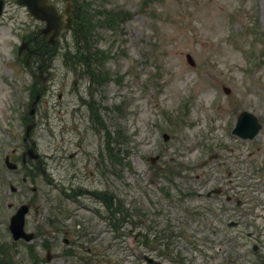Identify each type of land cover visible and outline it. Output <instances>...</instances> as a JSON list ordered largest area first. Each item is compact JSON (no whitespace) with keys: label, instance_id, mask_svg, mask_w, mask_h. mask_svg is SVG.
I'll return each mask as SVG.
<instances>
[{"label":"rangeland","instance_id":"1","mask_svg":"<svg viewBox=\"0 0 264 264\" xmlns=\"http://www.w3.org/2000/svg\"><path fill=\"white\" fill-rule=\"evenodd\" d=\"M53 1L62 9L60 0ZM75 1L90 2L92 12L107 8L128 13L126 17L119 13V22L111 27L97 26L91 40L104 51L101 69L109 76L92 90L93 98L106 109L100 115L109 131H117L119 141L113 145L123 163H119L118 178L110 176L109 187L130 215L111 231L106 224L111 221L105 218L106 208L86 193L77 198L85 204L77 211L81 223H75L74 216L62 224L69 230L83 226L87 236L81 244L103 252L99 264H143L133 262L128 242L116 239L112 243L116 232L132 227V208L139 209L144 218L149 214L154 217L153 212L160 210L168 215L161 219L162 224L165 220L175 223L184 208H207L205 198L192 195L200 183L202 192L222 187L233 194V200L239 199L241 208L264 209V0ZM218 21L222 28L216 30ZM41 26L23 6L4 0L0 15V243L8 245L7 260L13 264H32L36 257L38 264H90L62 254L55 256L64 248V235L56 241L55 230L46 223L52 201L69 177L62 156L77 140V134L70 130L74 117L69 108L77 97L89 99L88 89L94 87L87 76L76 75L79 69L62 62V52L72 44L70 32L58 37L49 77L36 105V124L30 131V139L35 141L53 181L34 175V182L22 184L19 173L7 172L3 164L5 153L14 159L23 148V117L29 110L32 89L39 85L33 84L29 68L17 56V46ZM187 54L193 65L187 61ZM34 66L31 64L33 71ZM74 77L78 82L70 92ZM224 86L229 88L228 93ZM240 110L250 111L262 124L251 141L241 142L230 134ZM81 111L86 150L90 151V144L94 149L104 147L100 137L104 130L93 131L85 105ZM163 133L168 135L166 140ZM156 169L164 173L157 175ZM2 179L19 190L9 193L8 183L3 185ZM92 179L86 178L87 189H91ZM32 185L35 192L30 189ZM93 186L100 187L98 174ZM25 202L30 207L24 228L33 231L35 238L13 242L8 219ZM68 202L63 201L73 209ZM233 203L227 206L234 208ZM94 209L101 210L106 220H99ZM115 216L119 217L117 213ZM136 226L142 228L143 222ZM43 240L51 246L50 261H45ZM180 246L185 254L184 243ZM218 255L210 264H219ZM203 260L204 256L197 264Z\"/></svg>","mask_w":264,"mask_h":264},{"label":"flooded vegetation","instance_id":"2","mask_svg":"<svg viewBox=\"0 0 264 264\" xmlns=\"http://www.w3.org/2000/svg\"><path fill=\"white\" fill-rule=\"evenodd\" d=\"M45 38V37H44ZM34 56L29 54L26 60V64H29L30 59ZM51 63H48L50 67ZM42 73V72H41ZM47 77V76H46ZM75 85L78 82V78L75 77ZM75 85L69 86V91H75ZM96 90L95 87L88 89L89 99L76 98V103L70 106V111L73 113L74 122L70 124V130L77 134V140L74 143V148L69 150L62 157L66 158L68 179L66 180V186L63 190L64 201L72 204L73 209L67 208L65 204V210L63 214V220L59 216L60 203L56 204V218L57 226H61L59 223L61 220L65 221L67 218L76 217L74 222L81 223V220H77V211L85 204L78 200L77 198L86 195V191L92 198L98 203H100L104 208L109 207L107 210V218L111 219L109 222L111 228L118 224L119 219L116 218L115 213L118 212L119 200L115 195V191L112 187L110 189V175L112 178H118V158L117 152L113 146L110 150L109 146L103 144L104 147H97L96 149L90 147V151H87L85 145H83V113L81 108L83 105L87 108L88 119L90 121L91 129L93 131L102 130V124L99 120H93L94 113L90 110L94 109L100 115L102 110V104L100 101L94 102L93 92ZM60 97V96H59ZM91 116V117H90ZM95 117V116H94ZM107 136L106 141H109L108 132H104ZM102 138V136H101ZM113 138V137H112ZM30 140L24 141L23 148L26 149L30 146ZM73 144V143H72ZM35 150L36 145H35ZM23 150L20 152L22 153ZM40 154V153H39ZM20 154V159H21ZM40 154V159H41ZM66 156V157H65ZM16 158H18L16 156ZM27 165L30 163L35 165L33 174L38 176L41 175L45 180L52 182L53 175L47 173L45 168L39 165V162L34 159L30 160L26 158ZM43 164V160L41 159ZM106 165L104 172H102V167ZM112 166V168H110ZM42 172H41V171ZM99 175L100 187L95 188L93 186V181L95 180V175ZM88 176H92L93 179L90 182L91 189L86 190L87 185L85 180ZM21 181L24 183L27 177L23 175L20 176ZM198 183L197 190L192 194L193 196H200V186ZM219 189V193L206 195V197L211 198L210 200H215L219 202L222 206L218 209H189L184 208L182 210V217L176 219L175 223H171L168 229H163L162 224H159L161 219L167 217L162 211L156 210L152 214L145 216L143 224V233L140 231L134 232L133 243H136L139 238H141L140 249L137 251L142 252V258L145 264H197V261L204 256L202 264H210L211 260L215 257L224 255L225 258L219 261V264H264V209L259 208H241L233 209L223 204L218 198L222 192L226 190ZM215 197V198H214ZM232 201L230 195L224 196V201ZM211 203V201H209ZM198 204V203H197ZM224 207V208H223ZM84 209V208H83ZM95 215L99 219H105L102 216V211L99 209H94ZM133 213L135 209H132ZM111 212V214H109ZM178 218V217H177ZM106 220V219H105ZM82 221L85 223V220ZM173 221V222H174ZM141 222V221H140ZM133 225H136V221H131ZM175 228H179L178 230ZM132 229V227H130ZM56 240L59 239L61 235L63 246L60 253H55V256H66L69 253V257H74L78 259L80 263L99 264L103 260V252L101 250L95 251L91 246H83L81 239H85L87 233L85 229L81 226L78 230H69L67 225L64 229L57 228ZM139 236V237H138ZM77 239V240H76ZM90 239V238H89ZM96 241V239H95ZM113 242L115 243V236H113ZM86 242V241H85ZM183 242L185 245L186 253L183 254L178 247L180 243ZM80 243V247L79 246ZM99 248V246H97ZM80 248L81 251L78 252L76 249ZM201 248V249H200ZM5 251L4 244L0 243V254ZM66 254V255H65Z\"/></svg>","mask_w":264,"mask_h":264},{"label":"water","instance_id":"3","mask_svg":"<svg viewBox=\"0 0 264 264\" xmlns=\"http://www.w3.org/2000/svg\"><path fill=\"white\" fill-rule=\"evenodd\" d=\"M18 4L25 5L27 10L37 19L44 20L46 22V26L42 29L44 34L53 31L49 41L53 42V37L58 34L60 27L65 26L68 27L69 15H65L57 10L56 6L49 2V0H15ZM65 2L64 11H70L71 4L69 0H63ZM3 0H0V13L2 9ZM22 47V46H21ZM20 47V48H21ZM190 63H193L190 57L188 56ZM227 91V89H226ZM32 111V109H31ZM33 125L30 124L27 126L26 135H28L30 127ZM259 125L254 122L250 115L247 113H243L242 116L239 117L238 122L233 129V131L240 136L251 138L258 130ZM30 156L36 157V155H32V149H28L26 151ZM5 163L9 167H15L14 163H11L8 160V156L5 157ZM28 211V204H22L17 211L11 216L9 229L12 233L14 239L23 238L26 241L33 238V233L26 232L23 228L24 225V215Z\"/></svg>","mask_w":264,"mask_h":264},{"label":"trees","instance_id":"4","mask_svg":"<svg viewBox=\"0 0 264 264\" xmlns=\"http://www.w3.org/2000/svg\"><path fill=\"white\" fill-rule=\"evenodd\" d=\"M76 13L73 21V28H74V39H75V48L80 50L76 56L78 57L77 60H75L76 63H87L86 58L83 54V49L85 48V44L87 40L92 36L93 29L99 25V24H113L114 20L117 22L119 21V17L115 14V18L112 15V13L108 12V10H104L103 13V18L102 19H95V14L96 13H91L90 12V5L89 3H77L76 6ZM103 57V54L99 56V58ZM86 61V62H85ZM97 63H99L98 60H96ZM94 71L91 70L89 73L92 74ZM99 76L96 77L95 79L100 81L101 76L100 73L98 72Z\"/></svg>","mask_w":264,"mask_h":264},{"label":"bare ground","instance_id":"5","mask_svg":"<svg viewBox=\"0 0 264 264\" xmlns=\"http://www.w3.org/2000/svg\"><path fill=\"white\" fill-rule=\"evenodd\" d=\"M215 25V29L217 30H219V29H221L222 27H221V24L219 23V21H218V23H216V24H214Z\"/></svg>","mask_w":264,"mask_h":264}]
</instances>
